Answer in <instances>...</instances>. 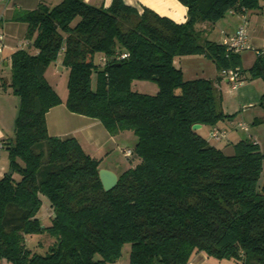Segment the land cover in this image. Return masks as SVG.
<instances>
[{
    "label": "trees",
    "instance_id": "16d2710c",
    "mask_svg": "<svg viewBox=\"0 0 264 264\" xmlns=\"http://www.w3.org/2000/svg\"><path fill=\"white\" fill-rule=\"evenodd\" d=\"M178 1L187 8L182 23L122 0L105 8L61 0L18 15L32 51L10 55L9 87L18 101L12 136L2 143L7 170L0 174V263L110 264L128 245V264H187L197 252L264 264V152L248 137L226 155L192 130L193 124L221 128L232 115L222 111L210 79L185 80L175 65L176 58L202 55L218 71L241 70L239 53L226 56L195 25L264 0ZM116 52L126 57L116 60ZM96 55L106 58L103 65ZM58 59L69 71L70 112L97 119L111 136H136L126 156L130 167L108 191L98 177L99 159L77 138L47 133L45 114L60 98L44 72ZM245 79L264 83V52L245 76L241 70ZM134 80L153 82L157 92L133 90ZM258 105L264 111V92ZM40 195L50 203L48 226L36 216ZM40 234L53 239L43 253L25 245L26 236Z\"/></svg>",
    "mask_w": 264,
    "mask_h": 264
},
{
    "label": "crops",
    "instance_id": "0c3cea01",
    "mask_svg": "<svg viewBox=\"0 0 264 264\" xmlns=\"http://www.w3.org/2000/svg\"><path fill=\"white\" fill-rule=\"evenodd\" d=\"M60 1L61 0H0V14L2 15V30L5 43V48L0 54V89L3 90L4 94L6 93V96L9 91H11V88L9 87L11 53L17 49H27L29 52L32 51L30 46L31 41L25 38L26 24L17 20L18 15L23 11L35 9L39 4L51 7ZM83 1L95 7L105 8L111 4L112 0ZM122 2L128 6L135 7L138 11H141L143 7L149 8L156 14L169 18L176 23H182L187 18V8L178 0H122ZM227 14L228 15L225 14L223 18L215 23H197L195 28L200 31L204 38L220 43L224 35L232 34L241 23V18L237 13L228 11ZM245 16L247 18V41L252 49L239 53L240 67L244 76L245 70H247L255 60V50L264 52V1H260L259 7L255 9L246 10ZM96 56H99V62H97L99 64L102 56ZM51 64L54 66L60 65V61L58 59ZM50 65L46 68V70L50 67ZM176 66H179L181 69L183 78L188 76L187 80L196 78L210 79L222 97V111L233 112V110H237L239 108L240 118H242L241 120H249L250 118H253V116L256 117L257 114H260L257 118L264 116V113H258L257 110L256 113H249V111L252 110L251 108L255 109L260 95L264 92V83L260 79H245L244 81H247L246 84L243 81L233 88L230 84H224L220 81L217 75L219 71L216 69L215 64L202 55L179 57L178 64ZM149 90L150 91L148 92L136 89L137 92L149 95H153L157 92V88L153 84L150 85ZM233 90H235L236 93L234 96H231L230 92ZM225 93L228 97L225 96ZM60 98V103L51 107L45 114L46 130L48 135L59 138L75 137L78 139L80 145L83 141L84 144L94 146L96 148V153L100 155L97 149H101L102 151V148L110 142L112 136L108 134L106 129L97 119L70 112L65 106V95L60 96ZM6 104L7 102L0 104V122H3L2 119L5 112L8 110ZM16 107L17 105H12V118L15 116L14 110ZM226 108H229L230 111H227ZM239 121V119L236 121L231 119L221 122L219 126L225 129L226 136L219 141H215L216 143H212L213 146L223 151L226 155H231L233 153V149L229 146V144H233L242 139L240 134H245L246 138L249 137L252 139L259 145L260 150L264 152V136L259 135V132L261 131L264 133V122L258 123L259 125L253 126L252 129L244 123L247 126V130H243L238 127ZM203 127L205 126H201L200 129ZM206 128L209 130V127ZM200 129H198V132ZM9 136L0 125V143L2 144ZM1 150L2 148H0V151ZM92 155L93 157H96L94 154ZM0 168L3 172L6 171L7 167L0 165ZM209 259L210 258L203 254V252H197L192 254L187 264H205L209 261ZM223 263L238 264L237 262L214 261V264Z\"/></svg>",
    "mask_w": 264,
    "mask_h": 264
},
{
    "label": "rangeland",
    "instance_id": "374dc122",
    "mask_svg": "<svg viewBox=\"0 0 264 264\" xmlns=\"http://www.w3.org/2000/svg\"><path fill=\"white\" fill-rule=\"evenodd\" d=\"M226 15H228V14L226 13ZM27 40H29V39H27ZM98 59H99V56H96L95 61L99 62ZM175 64L176 65L178 64V58L176 59ZM68 73H69L68 68L63 67L61 65H55L54 66L53 64H51L50 67L45 71V74H44L45 80L52 87V89L56 92V94L58 95L59 98L62 95H65V99L67 97L66 83H67V79H68ZM217 75H218L220 81H222L225 84L226 81H224L221 78L220 73H218ZM184 79L187 80L188 76H185ZM138 82H141V83H138ZM246 82H245V84H246ZM138 84H140V85H138ZM152 84L154 86H156L153 82H150V81L134 80L133 83L131 84V87L135 91H136V89L137 90L139 89V90H145V91L149 92L150 91L149 87ZM94 86H95V77L92 76L91 87L94 88ZM235 93H236V91L233 90L232 92H230V95L234 96ZM13 96H15V95L12 93V91H9V93L6 96V93L4 94L3 90L0 89V104L7 102L6 105L8 108L7 112H5V115L2 119L3 122H0V125L4 129V131L8 134V136L9 135L12 136L13 123H14V118H15V116H14V118H12V112H11L12 105L13 104L17 105V100H18V98L16 96L15 97H13ZM225 96L228 97V95L226 93H225ZM221 101H222V97H221ZM16 109L17 108H15V110H14L15 115H16ZM226 109H227V111H230L229 108H226ZM251 109L252 110L249 111L250 114L256 113V110L258 113H260V112L264 113L263 109L258 105V103L255 106V109H253V108H251ZM239 111H240V109L238 108L237 110H233V112H224V111L223 112L225 114L232 115L229 120L232 119L233 121H236L239 119L240 120L239 122L246 123L250 129H252L253 126L259 125L258 123H262V122H256V120L258 119L257 116H259L260 114H257L256 117L253 116V118H250L249 120H241L242 118H240V112ZM208 132H209V130L206 127H203L202 129L199 130V134L202 137H204L207 141H209L210 144L216 143L214 140H210L207 138ZM259 133H260L259 134L260 136H264V133L262 131ZM240 136L242 137V139L246 138L245 134H240ZM135 143H136V136L131 131H123L117 135L112 136V139L110 140V142L106 146H104L102 148V151H101V149L100 150L97 149L99 151L100 155L98 153H96V148L94 146L84 144L83 141H82L81 147L86 154H88L90 156L92 154H94L96 156V158L99 159V169H107V170L114 172L116 175H118L122 171H124L125 169L130 167V163L128 161L129 159L124 154V150H126V149L132 150ZM229 146L233 149V147H232L233 144H229ZM0 165H4L5 167H7V153H6L5 149H2L0 151ZM6 170H7V168H6ZM13 177L16 180H19V178H20L18 174H13ZM259 180H260V182L264 180V165H263V171L260 175ZM39 198L41 200V205H40V208H39L36 216L39 219L41 226H48L50 223V220H51V216H52L51 209H50V203L45 196L40 195ZM52 242H53V239L46 234L26 236L25 237V245L31 251H35L38 253L45 252L47 247ZM128 257H129V246L125 245L122 248V252H121V255L119 256V258H117L115 261H113L110 264H128ZM208 258H210V259L205 264H214V261H216V262L217 261L218 262H220V261L228 262L229 261V262H234V263L236 262L233 259H215L213 257H208ZM0 264H2V263H0Z\"/></svg>",
    "mask_w": 264,
    "mask_h": 264
},
{
    "label": "built area",
    "instance_id": "2783aa9c",
    "mask_svg": "<svg viewBox=\"0 0 264 264\" xmlns=\"http://www.w3.org/2000/svg\"><path fill=\"white\" fill-rule=\"evenodd\" d=\"M232 13H237L241 18V23L237 27V29L229 35H224L222 38L220 44L224 47L225 55L228 56L229 54L233 53H240L245 50L252 49L251 46L248 44L247 41V32H246V25H247V18L245 16V11L242 12H235L234 10H231ZM5 48L4 43V34L2 30V15L0 14V54L3 52ZM260 51L255 50V53L258 54ZM125 53H115L114 58L116 60L125 58ZM106 61L105 57H101L100 64L103 65ZM221 78L226 81V83L230 84L231 87H235L238 85L241 81V70L239 67H228L223 68L219 71ZM238 127H240L243 130H247V126L244 123L239 122ZM226 136L225 129L212 127L210 128L208 132L207 138L214 141H219L223 137ZM0 148H2V144L0 143ZM124 154L126 156L131 155L130 150L124 151ZM0 174H2V170L0 168Z\"/></svg>",
    "mask_w": 264,
    "mask_h": 264
},
{
    "label": "water",
    "instance_id": "95a60500",
    "mask_svg": "<svg viewBox=\"0 0 264 264\" xmlns=\"http://www.w3.org/2000/svg\"><path fill=\"white\" fill-rule=\"evenodd\" d=\"M99 71H103V68H100ZM191 128L192 130H198L201 128V125L193 124ZM11 173H12V170H9L8 174H11ZM98 177H99L100 183L104 191H108L112 189L116 185L117 180H118L117 175L114 172L107 170V169H99Z\"/></svg>",
    "mask_w": 264,
    "mask_h": 264
}]
</instances>
